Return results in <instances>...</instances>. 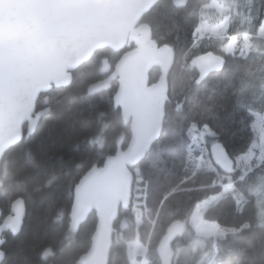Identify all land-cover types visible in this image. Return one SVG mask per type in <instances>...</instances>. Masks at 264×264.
I'll return each mask as SVG.
<instances>
[{
  "label": "trees",
  "instance_id": "1",
  "mask_svg": "<svg viewBox=\"0 0 264 264\" xmlns=\"http://www.w3.org/2000/svg\"><path fill=\"white\" fill-rule=\"evenodd\" d=\"M210 2L159 0L143 17L160 54H170L166 69L156 60L149 72L150 85L168 75L169 100L160 138L131 169L132 195L119 209L110 264H130V242L137 237L147 246L144 258L149 264H160L158 245L175 219L184 220L186 228L173 242L174 264H264V223L253 192V186L264 181V159L247 172L237 169L232 174L230 181H235L245 202L227 194L204 210L205 220L227 231L223 237L197 234L190 223L200 202L224 190L215 163L213 169L190 167L192 127L211 130V143L220 141L238 157L251 148L256 138L253 121L264 115V46L247 55L228 52L229 36L246 33L233 20L226 36L198 37L202 8ZM253 2L257 15L252 33L257 34L264 20V0ZM134 47L129 42L120 51H96L74 71L70 85L41 94L37 107H45L49 96L50 112L42 116L33 135L5 153L1 164L3 217L14 214L20 200L26 212L16 232L3 233L0 264H82L98 218L93 211L77 220L76 186L88 172L124 151L132 133L114 102L118 80L107 73V84L103 83V58L113 66ZM208 51L224 55L225 66L198 83L195 60ZM208 155L212 157L210 151ZM136 201L141 223L133 210Z\"/></svg>",
  "mask_w": 264,
  "mask_h": 264
},
{
  "label": "water",
  "instance_id": "2",
  "mask_svg": "<svg viewBox=\"0 0 264 264\" xmlns=\"http://www.w3.org/2000/svg\"><path fill=\"white\" fill-rule=\"evenodd\" d=\"M159 0H0V190L5 153L24 137L33 135L45 114L38 109L41 94L72 83L74 71L99 49L135 47L120 57L112 70L109 59L102 70L117 79L114 102L131 124V138L124 151L88 172L75 189V209L85 215L95 211L97 226L82 264H110L115 223L121 205L129 203L134 169L160 138L169 100V77L150 85L149 72L161 50L151 27L142 22ZM226 57L208 51L195 60L198 83L221 71ZM214 161L226 173L236 170L235 158L221 142L211 147ZM25 215L23 201H16ZM74 209V210H75ZM76 211V212H77ZM2 209L0 207V218ZM12 229L9 224L5 230ZM186 228L173 220L158 245L160 264H174L173 242ZM4 237L0 235V249ZM1 257V252H0Z\"/></svg>",
  "mask_w": 264,
  "mask_h": 264
},
{
  "label": "rangeland",
  "instance_id": "3",
  "mask_svg": "<svg viewBox=\"0 0 264 264\" xmlns=\"http://www.w3.org/2000/svg\"><path fill=\"white\" fill-rule=\"evenodd\" d=\"M257 5L253 0H211V2L202 8V20L197 30V36H211L216 35L219 37L226 36L230 27L231 20L234 24H238L240 29L245 30L246 33L239 36H229L230 42L228 44L227 51L235 52L240 51L242 55H246V52L251 49L250 41L254 39L256 41V50H262L264 46V27L260 28L257 34H253L255 29V16L257 15ZM254 36V38H253ZM170 54L164 52L159 55L164 69L169 66ZM258 60V57L256 58ZM256 138L249 149V151L243 155L236 157V168L247 172L251 170L256 164L264 159V115L257 116L255 122ZM193 138V148L190 157V167L193 170L205 167L207 169H213V163L211 157L208 155L209 147L204 142V137L207 138L213 135V132L209 129L199 130L195 126L191 129ZM202 150V154L198 155L195 151ZM138 173V170H135ZM137 175V174H136ZM232 175L219 174L218 182L225 180H232ZM137 179H135L136 181ZM224 190L222 193L214 195L208 199L199 203L197 209L193 213L190 223L194 226L196 233L200 235H212L215 239L223 237L226 234V230L219 227L218 224L207 221L203 218L204 210L213 202L219 200L222 196L227 194H233L238 203L245 202V196L234 187L233 184L222 183ZM253 192L257 196L258 207L260 217L264 223V181H260L257 185L253 186ZM133 210L136 214L137 221L141 223L142 210L140 202H134ZM82 212H76L77 220L82 218ZM19 224V221H17ZM76 226V225H75ZM147 252V246L137 237L130 242L129 256L130 264H149L145 257Z\"/></svg>",
  "mask_w": 264,
  "mask_h": 264
},
{
  "label": "flooded vegetation",
  "instance_id": "4",
  "mask_svg": "<svg viewBox=\"0 0 264 264\" xmlns=\"http://www.w3.org/2000/svg\"><path fill=\"white\" fill-rule=\"evenodd\" d=\"M143 20V19H142ZM143 22V21H142ZM100 51H107V48H105V49H99ZM98 51V50H97ZM99 51V52H100ZM238 51V50H237ZM238 53L240 54V55H242V53L240 52V51H238ZM105 59H107V57H104L103 58V61L105 60ZM157 62L158 63H161V61H160V59H157ZM162 64V63H161ZM115 64H113V66H114ZM112 66V70H113V67ZM164 68V67H163ZM103 71V70H102ZM104 72V71H103ZM105 74H106V78H105V80H104V84H107V73H110L109 75H112L111 74V72H104ZM111 78V77H110ZM150 83V82H149ZM38 108V107H37ZM44 108V107H43ZM38 109H42V108H38ZM255 122L256 121H253V124H252V127H253V129H254V127H255ZM204 142H205V144L209 147V150L208 151H210V153H211V147L216 143V142H220V141H215V142H213V143H211V141L205 136L204 138ZM229 152V151H228ZM212 155V154H211ZM211 157V156H210ZM235 158V161H236V157H234ZM211 159H212V163H213V168H215V165H214V163L218 166V168H216L217 170H219V174L221 173V174H223V175H232L233 173H226V172H224L223 170H222V168L214 161V159H213V157H211ZM236 166V165H235ZM221 170H220V169ZM238 168H236V170H237ZM235 170V171H236ZM222 183H225V184H233V185H235V181H230V182H220V184L222 185ZM223 186V185H222ZM13 213L14 214H12L11 216H8V217H6V218H4L3 217V214H2V216H1V218H0V235L1 236H3L4 234V232L5 231H11V232H16V230H18V228L20 227V225H21V222H22V220H23V214H22V212H21V208L20 207H18V208H16V211H14L13 210ZM17 221H19V224H17ZM9 224H11L12 225V229H7V230H5V227L7 226V225H9ZM0 252H1V249H0ZM1 255H2V253H1ZM1 258V257H0Z\"/></svg>",
  "mask_w": 264,
  "mask_h": 264
},
{
  "label": "crops",
  "instance_id": "5",
  "mask_svg": "<svg viewBox=\"0 0 264 264\" xmlns=\"http://www.w3.org/2000/svg\"><path fill=\"white\" fill-rule=\"evenodd\" d=\"M264 27V20H263V22H262V24H261V26H260V28H263ZM199 28V27H198ZM243 34H245V33H243ZM243 34H241V35H243ZM254 34V33H253ZM234 36H239V35H234ZM253 38H254V36H253ZM254 42H255V40L254 39H252V41H250V46H251V49L250 50H248L247 52H246V55L247 54H249L250 53V51L252 52L253 50H255V47H254ZM262 161V160H261ZM261 162H259L258 164H260ZM251 169H253V168H251Z\"/></svg>",
  "mask_w": 264,
  "mask_h": 264
},
{
  "label": "built area",
  "instance_id": "6",
  "mask_svg": "<svg viewBox=\"0 0 264 264\" xmlns=\"http://www.w3.org/2000/svg\"><path fill=\"white\" fill-rule=\"evenodd\" d=\"M144 212H145V214H146V215L148 214V212H149V209H148V207H147V206H145Z\"/></svg>",
  "mask_w": 264,
  "mask_h": 264
}]
</instances>
